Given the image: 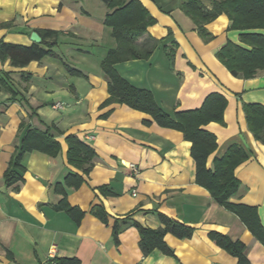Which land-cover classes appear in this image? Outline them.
Wrapping results in <instances>:
<instances>
[{
	"label": "crops",
	"instance_id": "0c3cea01",
	"mask_svg": "<svg viewBox=\"0 0 264 264\" xmlns=\"http://www.w3.org/2000/svg\"><path fill=\"white\" fill-rule=\"evenodd\" d=\"M101 1L0 0V24L9 23L0 28V40L31 45L33 31L61 32L55 55L24 67L0 59V264H46L53 246L56 257H77L80 264H238L211 231L241 240L250 262L264 264V244L197 182L192 142L182 131L126 104L101 106L109 96L101 63L117 46L104 23L110 9ZM140 1L156 21L139 41L150 36L158 42L149 57L119 62L117 70L151 90L173 117L200 108L212 93L225 96L223 120L202 125L217 142L207 164L213 167L232 144L248 151L235 170L241 186L231 201L256 206L264 226V143L250 130L244 109L246 103L264 105V71L234 76L217 57L229 40L244 45L227 15L206 24L213 35L208 39L181 8L183 0ZM57 102L64 107L56 108ZM29 130L48 133L46 139L58 140L60 151L52 156L27 149L23 180L7 185L4 173ZM70 135L95 150L89 173L70 163ZM64 199L84 211L79 223L57 208ZM95 206L104 209L107 222L92 212ZM132 212L144 226H163V214L192 226L194 233L180 238L169 232L165 240L173 254L156 248L145 255L135 225L123 226L117 240L113 236L115 219Z\"/></svg>",
	"mask_w": 264,
	"mask_h": 264
},
{
	"label": "trees",
	"instance_id": "16d2710c",
	"mask_svg": "<svg viewBox=\"0 0 264 264\" xmlns=\"http://www.w3.org/2000/svg\"><path fill=\"white\" fill-rule=\"evenodd\" d=\"M102 1L110 9L104 23L112 28L117 46L108 51L101 63L102 69L109 77V96L101 106L111 103L126 104L152 115L163 126L182 131L185 138L192 142V155L197 166V182L206 187L218 202L237 213L264 244V226L260 221L257 207L231 201V197L241 186L235 170L248 159V151L239 144H232L222 157L215 158L213 167L210 168L207 164L208 157L217 147V142L215 134L202 128V125L212 120H223V112L227 104L225 96L212 93L200 108L177 112L175 117L164 111L151 90L135 86L116 68L119 62L146 58L152 54L158 40L154 38L151 40L150 36L144 43H140L139 40L147 36L148 27L155 23V18L140 0ZM210 2L209 7L203 0H183L181 8L193 19L199 33L208 39L213 35L207 30L206 24L221 14L227 15L231 21L230 28L241 31L240 41L244 45L229 40L217 52V57L234 76L250 78L259 71H264V34L255 31L264 29V0H210ZM3 26H9V23L0 24V28ZM40 32L43 37L42 42H33L31 45H21L1 39L0 59L9 58L12 65L24 67L31 61L41 60L47 55H55L54 48L61 32L54 29H43ZM172 52L173 50L170 49L169 54H173ZM72 71L80 73L75 69ZM244 109L250 130L256 139L264 143V105L246 103ZM47 136L48 133L35 130H29L23 135L21 145L17 146L18 150L4 173L7 185L23 180L22 159L27 149L38 148L52 156L60 151V142L52 138L48 141ZM68 140L70 163L82 166L89 173L94 165L95 150L75 135L68 136ZM101 187L105 188L106 185ZM57 208L65 210L77 223L85 214L80 208L70 205L66 199ZM92 212L107 222V214L101 206H95ZM132 215L133 212L115 219L113 236L117 240L123 226L128 223L135 225L140 231V247L145 255L156 248L166 254H173L172 248L165 240L169 232L180 238L191 237L194 233L192 226L163 214H160V217L164 224L158 228L144 226L134 220ZM210 237L217 245L237 257L238 264H252L246 254V244L241 240L234 241L218 231H211ZM55 261L56 264H80L77 257H56Z\"/></svg>",
	"mask_w": 264,
	"mask_h": 264
},
{
	"label": "built area",
	"instance_id": "2783aa9c",
	"mask_svg": "<svg viewBox=\"0 0 264 264\" xmlns=\"http://www.w3.org/2000/svg\"><path fill=\"white\" fill-rule=\"evenodd\" d=\"M55 107L56 108H63L64 107V103L62 102H57L55 104ZM130 167L132 168V170L134 172H138L139 171V168L136 164H130ZM135 194V193H134ZM55 258H56V249H55V246H53L50 251H49V257H48V260L46 261V264H56V261H55Z\"/></svg>",
	"mask_w": 264,
	"mask_h": 264
},
{
	"label": "water",
	"instance_id": "95a60500",
	"mask_svg": "<svg viewBox=\"0 0 264 264\" xmlns=\"http://www.w3.org/2000/svg\"><path fill=\"white\" fill-rule=\"evenodd\" d=\"M31 40H32L33 42L40 43V42H42V36L40 35L39 32H37V31H33V32L31 33Z\"/></svg>",
	"mask_w": 264,
	"mask_h": 264
},
{
	"label": "rangeland",
	"instance_id": "374dc122",
	"mask_svg": "<svg viewBox=\"0 0 264 264\" xmlns=\"http://www.w3.org/2000/svg\"><path fill=\"white\" fill-rule=\"evenodd\" d=\"M101 1V0H100ZM102 2V1H101Z\"/></svg>",
	"mask_w": 264,
	"mask_h": 264
}]
</instances>
